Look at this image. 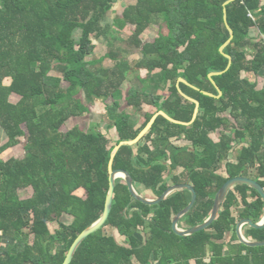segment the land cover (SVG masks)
Returning a JSON list of instances; mask_svg holds the SVG:
<instances>
[{"label": "trees", "instance_id": "16d2710c", "mask_svg": "<svg viewBox=\"0 0 264 264\" xmlns=\"http://www.w3.org/2000/svg\"><path fill=\"white\" fill-rule=\"evenodd\" d=\"M132 1L108 24L118 0H0V127L7 136L0 146V264L64 263L76 238L104 213L115 146L135 139L159 111L192 121L196 105L179 93L180 78L197 88L180 84L200 103L196 121L183 126L158 117L137 145L119 150L114 169L129 172L136 190L143 186L156 199L173 184L192 185L198 199L179 224L184 229L210 217L230 179L249 178L256 169L254 180L264 188V0H236L227 7L229 0ZM225 8L234 31L225 49L229 69L220 52L230 39ZM161 23L167 32L160 26L153 41H143ZM127 26V38L108 33ZM101 37L126 46L89 60L94 39ZM135 52L142 55L136 63L130 59ZM106 59L113 66L100 68ZM215 72L221 73L213 78L223 92L219 99L204 94L219 95L209 78ZM13 95L20 100L13 103ZM98 100L115 138L80 126L63 131ZM121 109H132L139 120ZM21 139L25 156L4 159ZM25 190H31L26 198ZM191 199L189 191H177L158 205H145L118 179L108 221L81 244L71 264H244L251 255L264 261V247L242 244L235 232L240 220L264 218V199L254 188L236 185L208 229L180 237L173 219ZM52 225L58 226L54 232ZM245 230L250 240L264 241V229ZM231 233L237 252L226 256Z\"/></svg>", "mask_w": 264, "mask_h": 264}, {"label": "water", "instance_id": "95a60500", "mask_svg": "<svg viewBox=\"0 0 264 264\" xmlns=\"http://www.w3.org/2000/svg\"><path fill=\"white\" fill-rule=\"evenodd\" d=\"M236 0H229L225 3V7H227L229 4L235 2ZM224 20H225V24L227 27V30L230 34V39L225 43V45H223L220 48V52L229 59L230 63H229V67L232 65V58L225 54V49L231 44V42L234 39V31L232 30V28L230 27V25L228 24V14H227V10L225 8L224 10ZM221 73L215 72V73H211L209 75L210 80L212 81L213 85L216 87V89L219 92L218 96H215L212 93L209 92H204L205 95H208L210 97H215L217 99L221 98L223 96V92L222 90L219 88V86L217 85V83L214 81V77L217 75H220ZM186 84L188 86H191L193 88H195L194 86H192L187 80H185L184 78H180L178 80V84L177 87L179 89V93L181 94L182 97H184L186 100L194 103L196 105L195 108V112H194V116L193 119L190 123H186V122H181L178 120H175L174 118H172L170 115H168L166 112L164 111H159L156 114H154V116L152 117V119L149 121V123L146 125V127L139 133V135L133 139V140H129V141H123L121 143H119L118 145L115 146L112 154H111V160L109 163V190L107 193V197H106V203H105V210L103 215L101 216V218L99 220H97L93 225L89 226L88 228H86L74 241V243L72 244L71 248L69 249L65 261L63 264H71L75 254L78 250V248L81 246V244L92 234L98 232L101 228H103V226L106 224V222L108 221L110 214L112 212L113 209V202H114V196H115V190H116V181L118 179H123L129 189L130 194L132 195L133 199L145 204V205H149V206H155L158 205L160 203H162L164 200H166L170 195H172L173 193L177 192V191H189L192 194V199L189 203V205L183 209L180 213H178L174 219H173V223H172V229L173 232L180 236V237H189L192 236L198 232H201L203 230L208 229L213 223L214 221L218 218L221 210H222V206L227 198V195L229 193V191L235 187L236 185L239 184H245V185H249L250 187L254 188L260 195L261 197L264 199V188L262 187V185L260 183H258L256 180L254 179H250L247 177H236L233 179H230L229 181H227L222 188L218 191L216 197H215V202H214V206H213V210L212 213L210 215V217L202 224L197 225L195 227L192 228H188V229H182L179 227L180 222L182 221V219L184 217H186V215L192 210V208L195 206L197 199H198V195L196 192V189L189 184H178V185H172L171 187H169L164 194L159 197L158 199H148L145 198L144 196H142L141 194L138 193V191L136 190L135 186H134V179L131 176V174L125 170L122 169H114L113 165H114V160L115 157L117 155V153L119 152V150L124 147V146H135L137 145L148 133L149 131L152 129L153 125L155 124L156 120L158 119V117L162 116L164 117L166 120H168L171 123L177 124V125H183V126H190L192 125L200 112V103L199 101L189 97L188 95H186L180 87V84ZM197 89V88H195ZM248 226L254 229H264V218L262 219L261 222L259 223H254L252 220L250 219H243L240 220L238 225H237V236L239 241L248 246V247H264V241L262 242H257V241H249L247 238L244 237L243 233H242V228L243 226Z\"/></svg>", "mask_w": 264, "mask_h": 264}, {"label": "rangeland", "instance_id": "374dc122", "mask_svg": "<svg viewBox=\"0 0 264 264\" xmlns=\"http://www.w3.org/2000/svg\"><path fill=\"white\" fill-rule=\"evenodd\" d=\"M132 0H118V3L114 6L113 11L114 13H111L110 16L108 17V19L106 20V23L111 24L115 18V15H121L123 9L125 6H127L128 4L132 3ZM104 23V24H106ZM160 26L162 27V31L164 33L167 32L166 29V25L163 23L160 24H156V25H152L143 35H142V39L145 42H149V41H153V39H155L159 32H160ZM109 35L113 34L116 35L117 38H127L128 36L131 35L132 33V28L130 26H127L125 28H114L112 27V29L109 30ZM256 34V30L253 29L252 30V35ZM120 40V39H119ZM118 39L114 40L113 43H108V41L104 38H95L94 39V44L96 46V48L94 49V51L92 52L91 55H89L88 59L89 60H97L100 59L102 57H104L106 54L109 53V51H111V49H116L118 48L120 45L125 47L126 45L124 43H120ZM119 41V42H118ZM135 51V50H134ZM131 61L133 62H137L140 59H142V55L139 52H135L134 54L131 55L130 57ZM113 66V62L109 59H106L103 63H101L99 65L100 68H105V69H109ZM53 75L56 76H61L60 73L54 71L52 73ZM140 75H142V78L144 77L143 75H145L144 71H140L139 72ZM10 81H7V84ZM137 85H140V82H136ZM130 85V82H126L123 86V94L120 97L121 101H124V105L123 107H125V91L127 90V87ZM64 86H66V83H64ZM20 100L19 96L13 95L11 96V101L13 103H16ZM97 105L96 106H91V112L89 113H85L83 116L79 117V118H72L70 121L67 122L66 127L63 128V131L66 132L68 129L74 127V126H80L81 128L88 130V131H94L96 129H99L101 131H103L104 133H107V135L109 137L115 138V130H109L108 129V120L105 119V107L104 104L102 102V100H98L97 101ZM121 113H125V114H132V118L134 120V122H136L137 120H139V116L137 115V113L133 112H129V110H123L121 109ZM104 115V116H103ZM140 122H137L136 124H138ZM7 140V136L4 132V130L0 127V146H2V144H4V142ZM25 143V139H21V143L19 145H17L16 147H14L13 149L9 150L8 152H6L3 155L4 159L9 158L10 156H16V157H24L25 156V149H24V144ZM140 188L143 190V195L145 198L148 199H155L153 193L149 192V190H145L143 186H140L138 188L139 192H142V190H140ZM31 195V190H25L23 192H21V196L22 197H28ZM65 222H69L70 219L68 216H66L64 218ZM58 226L57 225H52L51 226V230L54 232L56 230ZM106 233L108 234H114L115 232L111 231V228L109 229H105ZM117 236V234H114ZM142 237V239H144V234H140ZM5 243H13V240L11 239H4Z\"/></svg>", "mask_w": 264, "mask_h": 264}, {"label": "crops", "instance_id": "0c3cea01", "mask_svg": "<svg viewBox=\"0 0 264 264\" xmlns=\"http://www.w3.org/2000/svg\"><path fill=\"white\" fill-rule=\"evenodd\" d=\"M148 109L149 108H146V111H148ZM133 112V110L132 109H129V112ZM156 114V113H155ZM140 125H141V123H138V124H136V126H135V128L137 129V128H139L140 127ZM237 153V152H236ZM236 153L234 152L233 154H232V157H233V155L234 156H236ZM235 161V160H234ZM250 179H254L255 177H256V175H257V170L256 169H252L250 172ZM248 178V177H247ZM139 193V192H138ZM143 193V190H142V192L141 193H139V194H141V195H143L142 194ZM179 227H180V225H179ZM246 227H248V226H243V228H242V233H243V235H244V237L245 238H247L249 241H252V240H250L247 236H246ZM181 228V227H180ZM183 228V227H182ZM185 228V227H184ZM236 236H237V229H236ZM237 239H238V236H237ZM227 242H226V248H225V255L227 256V255H229V254H234V253H236L237 252V249L235 248V245H236V243L233 241V233H231V234H229L228 236H227ZM238 241H239V239H238ZM240 242V241H239ZM230 246H232V248H230ZM244 255H246V254H244ZM264 261L262 260V259H258V261H255L254 260V258H253V256L251 255V257H250V260H249V262L247 263V262H245L244 264H264L263 263ZM191 264H196V261L195 260H192L191 261Z\"/></svg>", "mask_w": 264, "mask_h": 264}, {"label": "flooded vegetation", "instance_id": "af4514ba", "mask_svg": "<svg viewBox=\"0 0 264 264\" xmlns=\"http://www.w3.org/2000/svg\"><path fill=\"white\" fill-rule=\"evenodd\" d=\"M174 185V184H173ZM176 185H178V184H176ZM190 185V184H189ZM156 199V198H155ZM158 199V198H157ZM182 229H184V228H182Z\"/></svg>", "mask_w": 264, "mask_h": 264}]
</instances>
